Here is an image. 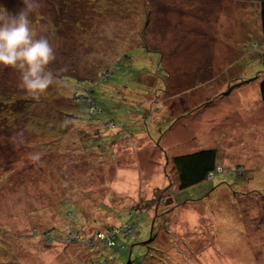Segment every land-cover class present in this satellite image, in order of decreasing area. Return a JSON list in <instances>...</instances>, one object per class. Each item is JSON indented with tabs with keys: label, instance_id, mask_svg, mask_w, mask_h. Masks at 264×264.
I'll list each match as a JSON object with an SVG mask.
<instances>
[{
	"label": "rangeland",
	"instance_id": "obj_1",
	"mask_svg": "<svg viewBox=\"0 0 264 264\" xmlns=\"http://www.w3.org/2000/svg\"><path fill=\"white\" fill-rule=\"evenodd\" d=\"M98 1L36 0L31 25L49 36L57 65L94 77L136 46L144 25L143 38L163 58L144 52L152 60L135 57L98 85L105 112L90 126L80 120L25 138L0 131V264H264L259 1L143 0L146 22L140 0ZM15 71L0 67V84L19 86ZM53 72L36 97L48 103L37 109L71 113ZM108 117L133 136L117 141L116 128H102ZM206 148L216 149L222 169L242 170L178 189L171 157ZM147 202L138 220L129 215ZM127 220L134 234L103 244V229Z\"/></svg>",
	"mask_w": 264,
	"mask_h": 264
},
{
	"label": "trees",
	"instance_id": "obj_2",
	"mask_svg": "<svg viewBox=\"0 0 264 264\" xmlns=\"http://www.w3.org/2000/svg\"><path fill=\"white\" fill-rule=\"evenodd\" d=\"M91 1L94 7L95 5L102 3V1L98 0ZM103 1L112 4L113 0ZM118 1L119 5L127 2L129 5V0ZM258 1L260 29L264 33V0ZM111 4L108 5L111 6ZM140 4L141 9H139L138 12L140 16L145 14V18L143 19V21L146 22L147 19L150 18L151 12L147 7L146 2L143 4V0H140ZM131 6L132 11L136 10V4H133ZM141 22L142 18L136 23L138 27L140 26L139 24ZM145 27L146 25L142 27L140 26V29H138V33L140 34V36L136 40V46L130 48L127 52L117 54L115 62L98 68L96 71L97 73L94 77L83 75L82 73H78L79 75H72L70 73H67L68 68L63 67L62 65H57L55 62L56 58L53 62L50 63L48 68L52 73H54V69L58 70V79L62 81V85L65 87L66 93L63 94L61 98L66 99L73 106V112L71 113H67L58 109L56 111L57 114L55 116H52V113L49 110H46L44 107H42V109H37L39 105L45 106V104H47L48 102L42 101L41 99L27 94L24 89L19 88L20 86L14 85L13 87H6V85L0 84V131H3L8 135L12 134L13 136H17L14 134L17 131L20 136H23L25 138L28 134L35 135V133H37L39 135L42 134V132L49 134L52 131L59 130V128L64 127V125H66V128L67 126L73 124L74 122H79L80 120L84 121L85 126L92 125L91 122L88 123L86 121L91 119L92 117H99V115H103L105 112V109L100 100L97 99V95L95 92L98 85L103 84V82L114 75L115 72L121 70L123 68L122 64L132 63V61L134 62L133 59H135V57L146 58L145 60H152V57L148 56L144 52H158L160 56L159 62H161L163 58L161 52H159L157 49L155 50L153 46H150V44H148V41L143 38ZM61 37L62 36H58V38ZM252 44L253 48L257 46L256 42H253ZM130 53H134L133 58L130 56ZM262 57L264 62V54L262 55ZM15 73L17 74L16 71ZM139 80L142 81V79ZM259 93L260 99L264 103V74L262 75L261 81L259 82ZM166 123L170 128L172 122H167L166 120ZM102 125L104 126L101 127L105 129H117V141L130 139L133 136L132 132L127 130L125 127L122 128L123 126H119L110 117H108V119L103 122ZM75 127H77V125H75ZM75 127L74 129L77 130ZM92 130L93 134L97 135L99 132L98 125H94ZM216 157L217 151L213 148L199 149L192 152L173 155L170 161L174 171V182L176 183V187L178 189H185L192 185L198 184L208 178L207 175L209 173L212 175L210 178H212L215 174L214 172H239L242 170L239 167H236L235 169H222L223 167L221 166V164L217 163ZM262 198L264 209V195ZM150 204L151 202L139 203L137 209L128 211L129 215L133 216L135 220H138L140 218L138 216V211L141 210V213H143V209H147ZM178 205H180V203L172 204L170 205V207H175ZM157 215L158 214L156 210V218ZM135 220L134 222L127 220L125 222V226L118 225L116 227L111 226L103 229V232L100 233L102 235L100 236V239L102 240L103 244H105L106 246H113L115 244V236L119 233L124 234L123 232L118 231V229L122 230L130 226L131 228H129V230H133V232H135ZM152 220L155 221V218H152ZM72 233H74V231ZM49 234L50 232L47 234V237L49 236ZM103 237H105L106 239H103ZM119 249H124V245H119L118 250ZM127 264H130V261H128ZM139 264L146 263L142 261Z\"/></svg>",
	"mask_w": 264,
	"mask_h": 264
},
{
	"label": "clouds",
	"instance_id": "obj_3",
	"mask_svg": "<svg viewBox=\"0 0 264 264\" xmlns=\"http://www.w3.org/2000/svg\"><path fill=\"white\" fill-rule=\"evenodd\" d=\"M25 7L15 13L0 5V67L19 72V86L34 97L42 95L54 83L48 66L55 59L48 35L37 36L30 12L36 0H24Z\"/></svg>",
	"mask_w": 264,
	"mask_h": 264
},
{
	"label": "built area",
	"instance_id": "obj_4",
	"mask_svg": "<svg viewBox=\"0 0 264 264\" xmlns=\"http://www.w3.org/2000/svg\"><path fill=\"white\" fill-rule=\"evenodd\" d=\"M207 176H208V178H210L212 175L209 173ZM129 228H131V227L128 226V227H127L126 229H124V230H123V229H122V230H121V229H118V231L123 232V233H124L123 235H124L125 237H128L127 233H130V236L134 233L133 230L130 231ZM124 231H126V232H124ZM100 236H102V235L100 234ZM103 239H106V238L103 237Z\"/></svg>",
	"mask_w": 264,
	"mask_h": 264
},
{
	"label": "crops",
	"instance_id": "obj_5",
	"mask_svg": "<svg viewBox=\"0 0 264 264\" xmlns=\"http://www.w3.org/2000/svg\"><path fill=\"white\" fill-rule=\"evenodd\" d=\"M219 164H221V162H219Z\"/></svg>",
	"mask_w": 264,
	"mask_h": 264
}]
</instances>
